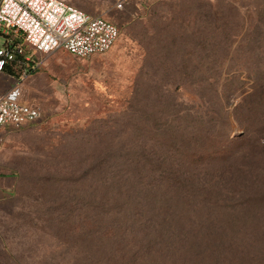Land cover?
<instances>
[{"label": "rangeland", "instance_id": "rangeland-1", "mask_svg": "<svg viewBox=\"0 0 264 264\" xmlns=\"http://www.w3.org/2000/svg\"><path fill=\"white\" fill-rule=\"evenodd\" d=\"M66 1L114 21L120 34L90 57L37 53L43 63L21 81V100L42 114L0 128V264H264V132L241 103L247 69L264 56V0L122 10L112 0ZM15 82L0 73V93ZM173 130L202 135L180 148L201 152L185 177L219 187L210 202L179 213L112 190L113 178L139 177L127 162L113 174L123 157L112 153L139 148L150 132L167 143ZM223 167L229 181L212 175Z\"/></svg>", "mask_w": 264, "mask_h": 264}, {"label": "built area", "instance_id": "built-area-1", "mask_svg": "<svg viewBox=\"0 0 264 264\" xmlns=\"http://www.w3.org/2000/svg\"><path fill=\"white\" fill-rule=\"evenodd\" d=\"M151 1L112 0V6L122 10ZM0 35V71L8 66L17 71V75L10 72L16 82L0 93V128L18 127L42 114L38 104L21 100V81L44 61L38 54L63 49L78 57H90L106 52L117 40L119 26L66 0H0Z\"/></svg>", "mask_w": 264, "mask_h": 264}, {"label": "trees", "instance_id": "trees-1", "mask_svg": "<svg viewBox=\"0 0 264 264\" xmlns=\"http://www.w3.org/2000/svg\"><path fill=\"white\" fill-rule=\"evenodd\" d=\"M262 18L263 19H260L264 20V17ZM258 35H260L259 32ZM227 56V53L224 54V57ZM255 60L260 66L255 63ZM14 62L15 68L19 69V66H17L18 61L15 60ZM250 64L252 65L249 66L247 70L253 78H251L252 80L249 89L243 94V101L241 103L245 106L247 105L248 111L256 117V122L258 124L257 130L264 132V56L261 57L260 55H254V61ZM13 68L8 66L5 67L4 71L17 75V71ZM254 68L259 69L254 70ZM186 71L191 74L194 72L193 70ZM186 71L184 70V72ZM226 76H229V74ZM232 76L235 75L232 74L231 77ZM171 115L173 116V119H176L180 114L179 111H172ZM160 119H163V117H160ZM164 129L165 128H163V130ZM174 131L175 130L168 131V135H163V138L167 143L161 142V144H159L158 138L155 137L156 134L150 132L146 135L147 138L145 137L146 140L144 144L139 148L134 150L127 148L124 149V153H112L113 158L118 159V157H123L120 162H117V160L113 162V165L115 164L116 168H118L117 171H113V174L122 171L121 167L117 164L123 162L130 164L131 168L136 169L139 174V177L137 178L132 176L130 182H125L126 178H113V181L111 182L112 190L123 193L128 189H133V193L136 197H138L137 194H139L146 203L149 204V202H152L150 206L160 207V205H163L165 209H171L172 211L180 209L179 213L184 211L183 209L185 207L191 205L198 207L210 202L209 198L211 192L218 193L220 190L219 187L215 190L205 189L206 187L204 185L207 181V178H205L206 175L193 177L194 174L191 173L188 177H185L190 171L189 167L191 163L192 166L196 165L194 162L200 157L201 152L196 151L197 149H193L194 147L192 146H190L192 148H180L182 145H188L193 141H203L202 135L190 139L188 135L183 134L181 131H178L177 135H172ZM258 135L262 136L261 133H258ZM261 139L263 142H258L259 146L264 145V137H261ZM147 140H153L154 143H146ZM156 143L159 147L156 146ZM115 155H117V157H115ZM231 167L232 165H227L230 176L232 177L234 172H231ZM144 173L152 174L149 177L150 179H144L147 178V174ZM212 175L217 176V178L221 180L225 179V181H229V178L225 175L224 167L220 172H218V170L216 173L212 172ZM180 176L184 178L176 179V177ZM207 185L212 186L210 183H207ZM152 188H156L160 191L152 196L148 193ZM1 190L6 191L7 188H1ZM139 190L144 192L138 193ZM230 190L237 192L234 191L235 187ZM7 191L11 194L12 190Z\"/></svg>", "mask_w": 264, "mask_h": 264}, {"label": "crops", "instance_id": "crops-1", "mask_svg": "<svg viewBox=\"0 0 264 264\" xmlns=\"http://www.w3.org/2000/svg\"><path fill=\"white\" fill-rule=\"evenodd\" d=\"M3 72H7V73H9L8 71H0V73H3ZM7 188H9V187H7ZM8 190V189H7Z\"/></svg>", "mask_w": 264, "mask_h": 264}]
</instances>
